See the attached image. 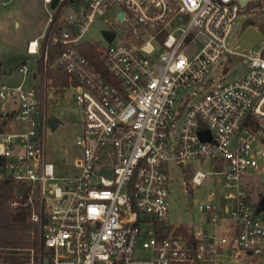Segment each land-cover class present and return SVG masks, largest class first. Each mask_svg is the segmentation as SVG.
I'll return each mask as SVG.
<instances>
[{"label":"built area","instance_id":"built-area-1","mask_svg":"<svg viewBox=\"0 0 264 264\" xmlns=\"http://www.w3.org/2000/svg\"><path fill=\"white\" fill-rule=\"evenodd\" d=\"M42 2L38 81H25L23 63L20 84L0 82V179L30 187V220L39 227L26 264H264L257 178L264 175V38L241 51L230 44L238 21L264 0H57L53 9L52 0ZM108 13L121 32L103 30L113 35L101 33L105 46L84 41L93 20ZM86 42L94 61L80 49ZM53 46L81 116L72 176L46 159ZM27 53L38 54L37 40ZM235 62L242 75L224 80ZM205 161L226 190L221 201L191 200L204 219L195 229L170 223L169 164ZM204 178L195 172L190 181ZM221 224L231 225L227 234Z\"/></svg>","mask_w":264,"mask_h":264},{"label":"rangeland","instance_id":"rangeland-1","mask_svg":"<svg viewBox=\"0 0 264 264\" xmlns=\"http://www.w3.org/2000/svg\"><path fill=\"white\" fill-rule=\"evenodd\" d=\"M254 9V12H249L234 27L230 36V44L235 48H239L245 43L243 31L249 27H257L260 31V25H262L261 36L264 38V2L258 3ZM46 19L47 14L42 0H14L6 8L0 6V82L10 86L20 84L24 78L18 68L23 63H26L29 68V74L25 81L27 83L34 82L31 81L30 76L41 58V41L38 44V55H34V58L26 56V45H28L29 39L39 34L43 35ZM247 19L255 24L246 25ZM112 20L111 13L103 17L97 16L87 31L81 35V38L84 41L92 40L105 46L106 42L101 34L103 30L110 28L117 33L122 30V27L119 26L113 28ZM261 45L259 44V46ZM56 55L57 52L54 56L56 57ZM231 65L224 78L226 81H231L243 73L241 71L242 63L235 62ZM67 89L55 88L51 85L44 87L46 115L49 119L54 116L60 122L54 131L47 128L46 159L54 164L57 174L72 176L78 173L75 162L81 158V150L75 144V137L80 131L81 116L73 104L74 91ZM49 96L53 98L47 99ZM16 125L17 123L14 124V127ZM186 165L180 168L177 165L169 164L168 174L171 180L169 221L175 225L181 224L195 229L202 225L203 216L197 205L190 206V201L196 199L198 204L219 203L226 190L212 175L214 166L210 162H193ZM195 172L205 174V178L198 185H194L190 181ZM247 172L256 174L251 170ZM257 178L264 187V175H259ZM229 226L231 225L223 224V229L219 230L220 234H227L224 231ZM143 254L145 255V253Z\"/></svg>","mask_w":264,"mask_h":264},{"label":"trees","instance_id":"trees-1","mask_svg":"<svg viewBox=\"0 0 264 264\" xmlns=\"http://www.w3.org/2000/svg\"><path fill=\"white\" fill-rule=\"evenodd\" d=\"M248 24L254 25L255 22L247 19L246 25ZM262 29L263 26L260 25V32ZM80 49L90 61H94L96 54L90 43H83ZM58 50V46L49 47L45 74L50 82L48 86L66 88L68 87L66 76L59 69L51 68L54 54ZM37 71H42V58L37 63ZM29 191L30 187L24 183L12 179H0V263L2 264H26L29 260V250L38 249L39 227L30 220Z\"/></svg>","mask_w":264,"mask_h":264},{"label":"water","instance_id":"water-1","mask_svg":"<svg viewBox=\"0 0 264 264\" xmlns=\"http://www.w3.org/2000/svg\"><path fill=\"white\" fill-rule=\"evenodd\" d=\"M239 1H240V4L243 5L247 0H239ZM56 3H57V0H52V2L50 4V8L53 9L55 7ZM102 34L104 36H106L109 41L113 37L111 32H106L105 31V32H102ZM243 39L245 40V43L241 47L237 48L238 51L246 49L247 47L253 45L254 43L262 40L263 37L261 36L260 33H258L252 27H249L243 32ZM232 58L237 60V61L241 60V58L230 56V59H232ZM57 127H58V119L53 116V117H51V120H50V129H51V131H54ZM200 136L202 138H205L206 137V133H202L201 132ZM260 208H264V195H263V198H262L261 203H260Z\"/></svg>","mask_w":264,"mask_h":264},{"label":"crops","instance_id":"crops-1","mask_svg":"<svg viewBox=\"0 0 264 264\" xmlns=\"http://www.w3.org/2000/svg\"><path fill=\"white\" fill-rule=\"evenodd\" d=\"M40 34L39 35H36L34 38H32V39H29L28 41H27V44H29L30 42H33V41H35V40H37V42H38V44H39V42H40ZM27 47H28V45H26V56H31L32 58H34V55H29L28 53H27ZM36 55H38V54H36ZM41 58H42V55H41ZM40 58V59H41ZM55 57H54V61H53V63H52V65H51V68H54V69H57L56 67H55ZM35 70L32 72V73H34L32 76V78L34 79L35 78V80H33L34 82H37L38 81V79H39V75L41 74L40 72H38L37 71V65L35 66ZM36 72V73H35ZM48 84H50V82H48ZM67 88V87H66ZM64 89V88H63ZM68 90V89H67ZM49 99H51V98H53L52 96H49L48 97ZM60 124V122L58 121V125ZM17 126V125H16ZM190 206L192 207V202L190 201ZM202 224H204V219H203V222H202ZM223 229V228H222Z\"/></svg>","mask_w":264,"mask_h":264},{"label":"bare ground","instance_id":"bare-ground-1","mask_svg":"<svg viewBox=\"0 0 264 264\" xmlns=\"http://www.w3.org/2000/svg\"><path fill=\"white\" fill-rule=\"evenodd\" d=\"M31 50L33 53L35 52V45H32Z\"/></svg>","mask_w":264,"mask_h":264}]
</instances>
